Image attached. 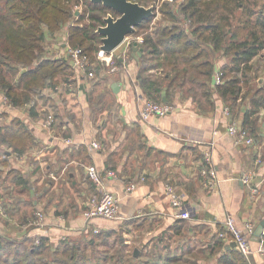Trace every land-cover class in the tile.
I'll return each instance as SVG.
<instances>
[{
	"label": "crops",
	"instance_id": "0c3cea01",
	"mask_svg": "<svg viewBox=\"0 0 264 264\" xmlns=\"http://www.w3.org/2000/svg\"><path fill=\"white\" fill-rule=\"evenodd\" d=\"M184 26H188L186 21ZM158 28L151 27L154 37L158 36L154 34ZM68 29L69 25L59 33L63 38L60 48L54 43L48 47V56L65 58ZM120 49L112 54L113 59L119 60L116 69H111L107 60L100 61L97 55L98 62L94 65L101 67L103 73L99 70L95 92L87 80L89 76L72 71L68 81L60 79L55 87H46L44 83L38 94L31 93L30 101H21L17 93L26 94L21 81L25 71L22 68L12 80V98L0 92V160H5L0 163V207L3 209L0 235L19 240L26 236L46 237L56 248L66 238L86 243L96 228L115 235L120 231L131 236L140 233L141 243L134 249L141 247L148 252L155 247L156 251L171 255L204 249L206 254L197 260L200 264H223L219 255H207L219 236L226 238L228 248L222 253L231 261L229 251L237 248L221 234L226 232V217L232 215L242 229L249 221L254 224L252 254L248 259L251 264H264V257L257 252L259 237L256 235L264 222V108L258 112L260 138L253 135V145L237 142L228 133L233 121L243 122L251 107V97L264 82V64L255 63L264 58V53L253 60L251 74L260 76L248 87L244 86L242 93L249 94L240 98L231 112L227 111L228 102L218 93H214V105L210 106L200 91L197 102L191 95L176 94L171 98L174 106L171 113L144 120L140 109L146 96L138 75L142 68L140 58L149 52L144 49L140 55L132 48L125 57L123 51L115 54ZM226 60L219 54L211 83L213 88L218 86L215 76L221 73ZM158 72L150 71L151 78L160 81L161 91L156 95L168 102L166 80L160 79L164 74ZM14 98L21 104L14 102ZM50 114L55 120L47 126ZM18 123L24 126L22 131ZM94 143L100 148H93ZM206 153L212 156L220 181L212 191L205 189L202 181L201 165ZM83 164L96 167L103 176L108 171L115 173L104 177V188L120 198V215L116 220L88 221L84 217L89 199L99 191L80 166ZM251 171L256 173L255 185H259V194L255 197L251 187L241 180L244 173ZM18 174L25 178V187L14 182L13 177ZM130 182L136 184L132 193L125 191ZM167 184L184 195L191 212L188 219L174 214L166 195ZM19 202L22 209L15 211L18 214L31 213V202L35 211H44L45 226H26L19 232L4 225L9 219L7 207L12 210ZM178 221L184 223L181 235L175 231ZM109 239L112 241L114 237ZM126 240L129 246L130 238Z\"/></svg>",
	"mask_w": 264,
	"mask_h": 264
},
{
	"label": "trees",
	"instance_id": "16d2710c",
	"mask_svg": "<svg viewBox=\"0 0 264 264\" xmlns=\"http://www.w3.org/2000/svg\"><path fill=\"white\" fill-rule=\"evenodd\" d=\"M135 1L149 6L148 0ZM174 2H164L160 10L171 16L177 24L182 22L183 25L159 29L154 32L158 36L154 37L153 32L146 33L144 30L150 27L156 17L155 13L137 28L143 30L142 46L149 52L140 58L142 68L138 75L144 95L148 99L163 100L161 95H156L161 91L160 81L152 79L150 73L152 70L161 71L164 78L160 79L166 80L167 103L172 104L171 98L176 94L191 95L197 102L201 91L212 106L214 93H218L228 102L231 112L240 98L248 96L249 93H242L244 86L248 87L257 78L250 74L254 69L253 60L264 50V0H182L177 11L169 7ZM80 5L84 9L74 22L76 7ZM239 11L242 16H246L241 28L242 31L247 30L244 35L232 30ZM109 12L102 4H94L90 0H0V92L11 97L14 92L12 80L21 68L25 70L21 81L26 91L22 96L17 93L21 101H30L31 93L38 94L44 83L46 87H55L62 80L68 81L74 71L69 58H52L47 51L48 47H52V42L49 41L68 25L67 47L83 48L90 56L93 63L91 70L97 76V70L102 69L94 65L98 62L97 55L101 45V35L97 29L104 25L103 19ZM255 15L256 19L253 18ZM185 21L188 26H184ZM219 54L228 61L220 69L223 83L213 88L211 83ZM118 61L116 59V63ZM98 85V81L93 82L94 92ZM15 98L13 100L17 102ZM17 103L21 104L20 101ZM250 106L241 124L250 135L260 138L257 121L258 112L264 108V82L251 97ZM23 128L21 125L19 131ZM3 141L6 142L7 139ZM1 162L5 160H0ZM203 163L204 158L202 165ZM13 179L18 185L26 186L25 178L19 174ZM19 204L13 206L12 210L7 207L9 219L4 225L12 231L20 232L26 226H33L31 220L32 217L35 218L37 210L35 211L34 202H31L29 207L32 212L21 215L15 212L22 209L21 202ZM183 226L184 223L178 221L175 227L177 235H181ZM96 236L103 238L102 244L105 246L111 241L109 238L114 237L112 241L116 243L118 237L114 233L102 232ZM119 240L122 242L124 239L120 237ZM214 243L207 257L219 255L223 264H251L235 248L229 251L231 261L227 254L222 253L223 249L228 248L225 247L226 238L218 236ZM99 245L96 238H91L86 243L66 238L53 248L46 237L26 236L19 240L0 235V264H200L197 260L207 252L204 249L196 252L189 249L187 253L171 255L170 252L164 254L156 249L148 252L140 249L141 253L137 257L134 250L130 253L122 244L119 249H108L104 253H100ZM150 255L151 259L141 261L140 256ZM132 257L135 261L128 262Z\"/></svg>",
	"mask_w": 264,
	"mask_h": 264
},
{
	"label": "built area",
	"instance_id": "2783aa9c",
	"mask_svg": "<svg viewBox=\"0 0 264 264\" xmlns=\"http://www.w3.org/2000/svg\"><path fill=\"white\" fill-rule=\"evenodd\" d=\"M172 1V0H171ZM82 8V5L77 6L76 10ZM137 42L140 46L144 43V38L136 36L135 33L128 36L125 42L120 48H123V55L126 57L132 52L133 44ZM113 54V53H112ZM112 54H107L100 50L99 60H107L108 64L111 66V69H116L117 64L113 59ZM66 56L69 58V61L76 74L88 75L93 77L95 72L91 70L93 63L90 60L89 55L80 47H67ZM215 83H221V73H218L215 76ZM174 110V106L164 101H158L155 99H144L140 115L142 119L149 120L152 117H163L168 115ZM229 111V109H227ZM54 116L50 114L47 117L46 125L51 126L54 122ZM228 133L235 137L237 142L245 143L247 145H253L255 143L254 138L250 135L249 131L245 129L241 123L233 121L228 126ZM66 142L71 143V140ZM93 148L98 149L100 145L98 143L93 144ZM85 168L86 173L89 179L97 186L99 194H94L87 203V208L85 209L83 215L90 221L93 219H104V220H116L120 215V198L114 193L105 190L104 188V177L105 176H115L113 171L106 172L105 176L94 166L92 165H80ZM201 174L203 177V186L205 189L212 191L219 186V178L214 168L212 161V156L209 153L205 154L204 163L201 167ZM241 180L251 187L252 196L255 197L259 194V185H255L256 173L254 171L244 173ZM136 184L130 182L126 187V192L132 193L135 191ZM166 195L174 209V214L177 218L188 219L191 216L190 210L187 208L184 195L181 194L173 185H166ZM3 213V209L0 207V214ZM45 215L38 211L35 214L34 222H31V225L34 224L35 227H41L42 224H45ZM226 232L221 234V236H227L229 242H233L236 245L237 250H239L246 258H249V255L252 254V236L255 233V226L252 222H247L244 226V229L238 226L235 218L232 215L226 217L224 221ZM96 234H99L101 231L99 228L94 230ZM39 243V240H37ZM257 252L264 257V230L262 236L259 238Z\"/></svg>",
	"mask_w": 264,
	"mask_h": 264
},
{
	"label": "water",
	"instance_id": "95a60500",
	"mask_svg": "<svg viewBox=\"0 0 264 264\" xmlns=\"http://www.w3.org/2000/svg\"><path fill=\"white\" fill-rule=\"evenodd\" d=\"M94 4H102L110 12L104 17V25L98 27L101 35L100 50L107 54L114 53L122 46L126 38L134 34L137 28L155 15L154 6H144L135 0H90ZM179 1V0H172ZM116 13L115 15L112 13ZM78 15V12L76 13ZM133 52L143 54L144 49L139 44H133ZM264 222L258 227L256 235L263 234ZM235 243L232 247H235ZM138 249L135 256H138Z\"/></svg>",
	"mask_w": 264,
	"mask_h": 264
},
{
	"label": "rangeland",
	"instance_id": "374dc122",
	"mask_svg": "<svg viewBox=\"0 0 264 264\" xmlns=\"http://www.w3.org/2000/svg\"><path fill=\"white\" fill-rule=\"evenodd\" d=\"M167 1H170V0H148V4L147 5H149V6H154L155 7V13H156V17L157 18H155L153 21H152V23H151V26L149 27L148 26V28H146L144 31L146 32V33H151V27H154V28H158V30L159 29H162V28H164V27H174L176 24H177V22L175 21V20H173V18L171 17V16H169V15H165L163 12H162V10H160L161 8H162V5H163V3L164 2H167ZM181 2H182V0H179V1H175L174 3L175 4H173L172 6H169V7H171L173 10H175V11H177L179 8H180V6L179 5H181ZM148 6V7H149ZM161 7V8H160ZM83 9L84 8H80V9H78V11L76 10L75 11V13H74V19H73V21L74 22H76V18H77V16H79L80 15V13L83 11ZM78 12V15H76V13ZM254 19H256L257 18V15H255L254 17H253ZM180 19H183V17H181ZM245 21H246V16H242L241 15V12L239 11L238 12V14H237V19L234 21V26H233V29L232 30H237L241 35H244L245 33H247V30L246 31H242L241 30V28H242V26L244 25V23H245ZM183 25V23L181 22L180 24L178 23L177 25ZM153 29V28H152ZM59 34V33H58ZM135 35L136 36H140V37H143L144 38V36H143V30H141V29H137L136 30V32H135ZM60 36V34L57 36V37H55L54 39H51L50 40V42H52V44L54 43V44H57V47L58 48H60V44L59 43H61V41H63V38L62 37H59ZM59 37V38H58ZM51 46V45H50ZM73 48V47H72ZM59 51V50H58ZM122 51H123V49L121 48L120 50H118V52H116L115 54H117V53H122ZM262 53H264V50H263V52ZM90 57V56H89ZM93 57V56H92ZM115 60V59H114ZM116 61V60H115ZM228 61V59L226 60V62ZM256 65H259L260 63H263L264 64V58L262 59V60H256ZM117 64V63H116ZM109 65V64H108ZM103 67V66H102ZM100 70V69H99ZM101 71H102V69H101ZM158 72V71H157ZM102 73H103V71H102ZM159 73V75H162V73L161 72H158ZM250 75H252V74H250ZM253 77H258V76H260L258 73H255L254 75H252ZM98 77V78H97ZM263 77H264V75H263ZM90 79H87L90 83H92V85H93V82L94 81H99L100 79V72L97 70V76L95 75V76H93V77H89ZM44 215H45V218H46V214H45V212L44 211H41ZM37 213V212H36ZM34 220H35V218H33L32 217V222H34ZM45 224H46V220H45ZM45 224L43 223L42 225H43V227L45 226ZM33 226H34V224H33ZM42 227V226H41ZM101 233V232H100ZM99 233V234H100ZM140 233H137L136 235L134 234L133 236H131V234H125L123 231H120V232H117L116 233V235L115 236H118L117 237V241H116V243H114V241H110L109 242V244L107 245V246H105V245H103L102 244V242H103V238L102 239H100V237H98V236H96V235H98V234H96L95 232H94V230H93V233L90 235V237H92V238H96V240L100 243V245L98 246V248H99V250H100V253H104L105 251H108V249H109V251H114L115 249H119V245H125V247H127V249L130 251V253H132L133 252V250H134V252H135V250L136 249H134V247H139L138 245H140V240H141V237H140V235H139ZM120 237H123L125 240H123L122 242L119 240V238ZM132 237L134 238V241H132L131 239H132ZM128 238H130V241H129V246H128V240H126V239H128ZM101 240V241H100ZM140 249H141V247L140 248H138V255H140ZM143 250V249H142ZM152 250H155V247L153 248V249H151V251ZM159 251H161V250H159ZM179 254H181V252L180 253H178V255ZM138 257V256H137ZM151 255L150 256H145V257H142V256H140V259H141V261H146L147 259H151ZM133 261H135L134 259H133V257L132 258H130V260L128 261V262H133ZM125 264H129V263H125Z\"/></svg>",
	"mask_w": 264,
	"mask_h": 264
}]
</instances>
